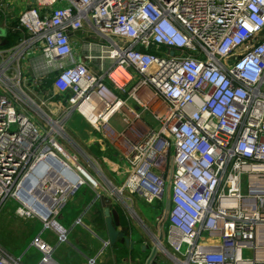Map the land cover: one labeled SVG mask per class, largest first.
I'll use <instances>...</instances> for the list:
<instances>
[{
    "label": "built area",
    "instance_id": "obj_1",
    "mask_svg": "<svg viewBox=\"0 0 264 264\" xmlns=\"http://www.w3.org/2000/svg\"><path fill=\"white\" fill-rule=\"evenodd\" d=\"M18 23V42L0 48V210L15 198L52 228L85 182L60 140L66 122L103 132L119 113L128 168L114 189L164 203L150 262L264 264V0H33ZM85 27L108 43L87 42L78 60L71 34ZM26 63L34 90L52 80L62 116L25 87ZM30 247L35 264H61L42 232ZM0 264L26 263L0 245Z\"/></svg>",
    "mask_w": 264,
    "mask_h": 264
},
{
    "label": "crops",
    "instance_id": "obj_2",
    "mask_svg": "<svg viewBox=\"0 0 264 264\" xmlns=\"http://www.w3.org/2000/svg\"><path fill=\"white\" fill-rule=\"evenodd\" d=\"M21 1L5 0L6 4L0 6V32L2 33L0 45L3 42L5 43V38L9 34L8 32L16 35L13 32L19 31L18 18L22 9L19 11L17 9L33 3V0H25L26 5L24 2L21 3ZM19 32V36H16L17 38L12 45L9 44L0 48L15 45L21 37V32ZM90 34L91 31L88 27L71 34L76 46L75 55L78 60L84 59L86 54L84 45L87 42L97 41L99 43L101 41L91 38ZM93 52L97 55L100 54L97 46ZM100 62L104 63L106 69L111 65V60L108 59H103ZM89 65L91 69L93 68V70L100 72L95 64ZM23 74L25 76L24 85L28 90H32L31 94H33L32 96L36 101L51 115L62 116L63 106H60V103L56 102L59 95L56 94L52 86V80H45L41 85L36 86V90H34L32 88L33 84L28 80V75L31 76L33 74L32 69L27 63L23 68ZM134 108L143 111V108L136 104H134ZM146 112L150 111L142 112V118L145 122L147 120L145 117ZM150 114L152 115L151 112ZM76 115L77 117L79 116L78 114ZM73 116L68 119L66 125L72 121ZM80 120L87 125L86 130L80 128V125L79 128L73 129V131L77 135V140L80 138L78 142L82 146L68 134L69 141L67 142L69 146L80 153L81 156L78 153L72 154L78 157L80 165L85 168L92 178L97 180L98 184L97 187L92 186L89 180L84 177L85 182L77 184L74 192L67 197L65 203L60 207L59 213L52 216L53 227L49 228L52 230V233H49L46 238L51 244H55L56 246V260L61 264H162L163 259L160 256H157L158 259L150 262L154 246L152 247L148 240L152 238L153 243L154 235L158 234L160 222L158 223L157 218L163 214L164 203H156V207L154 208L156 213L154 217L155 229H151L144 223L143 213L140 211V207L144 203L142 198L137 194H131L127 191L119 194L114 189L115 186L120 187L124 183L128 168V163L123 160V148L118 142V135L125 129L122 117L121 129L113 127L111 120L103 132L93 129L83 118H80ZM67 127L65 126V128ZM85 142L90 149L86 147ZM83 144H85L86 148ZM82 158L83 162L95 174H92L84 166L83 162H81ZM116 180L118 183H116ZM106 208L110 210L115 227L125 234V237L118 239L115 244L109 243L105 215ZM133 221H135L136 227L139 229L137 233L134 231ZM53 222L58 223L63 230L55 227ZM36 232L34 231L33 234ZM58 232H62L67 236L64 242H59ZM126 237L130 238L131 242H134V246H128L125 243ZM36 253V257H38L36 261H38L39 254L38 252Z\"/></svg>",
    "mask_w": 264,
    "mask_h": 264
},
{
    "label": "rangeland",
    "instance_id": "obj_3",
    "mask_svg": "<svg viewBox=\"0 0 264 264\" xmlns=\"http://www.w3.org/2000/svg\"><path fill=\"white\" fill-rule=\"evenodd\" d=\"M22 2H24V4L27 5L25 0H22L21 3ZM2 4H6L5 0H0V6ZM24 8H25V6H22V7L18 8L17 10L18 11L21 9L23 10ZM100 42L108 43L106 40H101ZM145 117L147 119L146 122L150 126L154 127L155 129L159 128L160 124L158 123V121H156L154 119V117L150 114V112H146ZM80 118H81L80 116L77 117V115L75 114L72 118V121H70L69 124L66 125V127L68 126L67 127L68 129L66 128L67 134L72 139H75L76 142H78V140L80 141V138H78V140H77V135L75 134L73 129L76 130L77 128H79L80 125H81L80 128H82L83 130H86V127H87V125L84 124L80 120ZM111 125L113 127H115L116 129L122 128L121 115L119 113H117L115 115V117L112 119ZM60 140H61V142H63L65 144L66 148L71 153H78L71 146H69V144L67 142L68 140L66 138H61ZM78 143L82 146V144L80 142H78ZM85 144H86V147L88 149H90L86 142H85ZM85 144H83L84 147H85ZM78 155H80V153H78ZM81 162H83V158H82ZM83 164L88 170H90V172L92 174H95L92 171V169H90L87 166V164L85 162H83ZM116 183H118L117 180H116ZM137 203L139 204V202H137ZM142 204L143 205H141V207L140 206L139 207L141 208L140 211L143 213L142 217L144 219V223L149 228L155 229L154 217L156 216V213H155L154 208L156 207V204L149 205V204H146L145 202ZM4 205H5L4 208L2 207V209L0 210V243L12 255H14L16 257H22L23 262H26L27 264H33L38 259V257H36V255H37L36 250L34 248L30 247L31 238L35 234L42 232L43 237L45 239H47L46 238L47 235L49 233H52V230L51 229H44V227H45L44 221L39 219V218H34V219H25L27 217L21 218L22 216H20L17 213L18 207L22 206V204L19 200H16L15 198H10L6 201V203ZM133 222H134L133 223L134 231H135V233H137V232H139V229L136 227L137 224L135 223V221H133ZM34 231H37V232L35 234H33ZM32 234H33V236L31 237ZM148 241H149V244L152 245V247L155 245V244H153L154 242L152 243V238H151V240H148ZM157 254H159V253H157ZM156 259H158V257ZM163 262L164 261H162V263Z\"/></svg>",
    "mask_w": 264,
    "mask_h": 264
},
{
    "label": "water",
    "instance_id": "obj_4",
    "mask_svg": "<svg viewBox=\"0 0 264 264\" xmlns=\"http://www.w3.org/2000/svg\"><path fill=\"white\" fill-rule=\"evenodd\" d=\"M84 176L90 181L91 178H90V174L88 172L85 171V174ZM105 215H106V226H107V233H108V238H109V243L110 244H115L116 241L118 239H121L123 237H125V234L124 232L118 230L114 223H113V219H112V216H111V213H110V210L109 208H106L105 210ZM54 226L57 227L58 229H61L63 230V228L61 226H59L58 223L56 222H53ZM125 243L128 245V246H134V242H131L130 238H125ZM155 254V251L153 252L152 254V257L153 255ZM151 260V258H150Z\"/></svg>",
    "mask_w": 264,
    "mask_h": 264
},
{
    "label": "trees",
    "instance_id": "obj_5",
    "mask_svg": "<svg viewBox=\"0 0 264 264\" xmlns=\"http://www.w3.org/2000/svg\"><path fill=\"white\" fill-rule=\"evenodd\" d=\"M16 23H17V22H16ZM16 23H14V25H16ZM18 32H19V31L13 32V33L16 34V35H12L11 32H8L9 34H8V36H6V38H5V43L3 42V43L0 45V47H4V46L9 45V44L12 45V43L14 42V40L19 36ZM19 33H20V32H19ZM17 35H18V36H17ZM16 36H17V37H16ZM4 206H5V205H4ZM4 206H3V208H4ZM0 245L3 246L1 243H0ZM3 247H4V246H3Z\"/></svg>",
    "mask_w": 264,
    "mask_h": 264
},
{
    "label": "bare ground",
    "instance_id": "obj_6",
    "mask_svg": "<svg viewBox=\"0 0 264 264\" xmlns=\"http://www.w3.org/2000/svg\"><path fill=\"white\" fill-rule=\"evenodd\" d=\"M90 178H91V180H94V179L91 177V175H90ZM81 179H82V178H81ZM76 180H77V176L73 177V181H74V183L76 182ZM94 182L97 184V181H96V180H94ZM47 196H48V194H47ZM28 205L31 206L30 204H28ZM50 213H51V212H48V213L45 215V218L49 217V216H50Z\"/></svg>",
    "mask_w": 264,
    "mask_h": 264
}]
</instances>
